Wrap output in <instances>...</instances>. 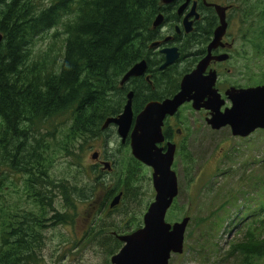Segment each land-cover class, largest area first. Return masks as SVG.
<instances>
[{"label": "trees", "instance_id": "1", "mask_svg": "<svg viewBox=\"0 0 264 264\" xmlns=\"http://www.w3.org/2000/svg\"><path fill=\"white\" fill-rule=\"evenodd\" d=\"M253 1L257 4L242 11V17L257 20L253 38L262 43L264 0ZM170 8L161 0H0V264H45L40 257L43 230L73 224L74 214L65 210L76 209V202H86V210L97 204L87 241L104 247L105 264L122 246L116 234L142 224L150 201L145 197L153 193L143 189L150 177L131 155L128 140L113 148L104 142L111 181L95 175L103 168L85 167L81 155L90 140L115 130L101 126L121 112L128 91H133L136 114L146 102L174 94L181 77L194 67L197 55H186L197 40L193 30L176 40L181 57L164 69L159 68L163 55L149 47L163 39V23L153 27L154 19L161 12L171 17ZM204 14L209 36L211 12ZM142 59L147 60L145 75L121 85L123 75ZM182 108L193 111L187 104ZM180 123L189 130L186 121ZM176 144L178 163L192 182L195 155L184 139ZM61 152L74 161L65 175L47 180L42 162ZM10 170L24 175L22 185L9 178ZM118 193L119 202L110 207ZM174 209L183 210L176 199L171 214ZM243 222V235L228 253L232 264H256L264 259V202L257 211L248 210ZM56 235L61 243L67 241L63 232Z\"/></svg>", "mask_w": 264, "mask_h": 264}, {"label": "rangeland", "instance_id": "2", "mask_svg": "<svg viewBox=\"0 0 264 264\" xmlns=\"http://www.w3.org/2000/svg\"><path fill=\"white\" fill-rule=\"evenodd\" d=\"M249 24L239 21L231 27V36L239 41L255 40L253 36L256 31L254 26ZM163 26L162 34L165 29ZM228 64L236 68L237 75L232 78L224 72L218 84H221L220 90L225 88L224 85L227 82L230 83L229 85H235L264 80V62L258 54L248 57L240 56ZM239 71L244 73L242 77ZM226 105H229L228 101ZM179 110H181L180 120L186 121L185 126H188L189 130H186L179 122L177 127H181L182 131L179 137H174L173 141L180 142L182 139L186 141L195 155L196 169L193 174L194 180L188 181L183 169L181 170L178 158H175L173 169L177 172L179 185V195L175 199L177 207H183V210L174 209L171 214L170 207L165 219L167 222H172L183 215H188L190 222L185 230L183 251L180 254H172L169 264H206V262L207 264H232L234 257L228 252L231 250L230 246L243 235L245 225L241 222L248 210L249 213H253L254 209L257 211L264 202V129H256L246 137H233L228 127L212 130L205 123L202 112L181 109V107ZM105 141L107 148L108 144L109 148H113L120 143L113 129L99 139L90 140L81 155L85 167L97 165L96 159H92L91 154L97 152L103 155ZM72 161H74L73 156L62 152L58 155H50L49 176L65 175ZM98 169L101 170L102 167ZM103 170H105L103 173L98 170L95 175L101 179L104 176L111 181L113 168ZM23 177L9 171V178H13L15 183L22 184ZM143 189L147 193L152 191L148 180L143 183ZM224 197L225 200H223ZM152 198L153 196L150 197V195L145 197L150 201ZM223 202L225 203L221 209ZM219 208L221 210L217 211ZM95 210L96 207L91 206L89 210H86L79 206L76 210L74 225L60 226V230L69 240L66 247H72L76 241H79L76 246L77 252L73 249L68 250L66 247L65 252H57V243L60 239L56 235L57 227L51 226L44 229L45 238L40 257L45 264H105L104 247L82 239V234L88 229ZM203 218H206L208 222H204ZM250 218L251 216L248 219ZM132 230L134 229L130 231ZM198 251L203 255L198 254ZM61 254L64 255L61 256ZM256 264H264V259L257 261Z\"/></svg>", "mask_w": 264, "mask_h": 264}, {"label": "water", "instance_id": "3", "mask_svg": "<svg viewBox=\"0 0 264 264\" xmlns=\"http://www.w3.org/2000/svg\"><path fill=\"white\" fill-rule=\"evenodd\" d=\"M161 1L166 5L176 0ZM188 2L189 0H185L179 5V14L187 7ZM213 5L219 25L207 45V53L195 67L181 77L178 90L169 97L146 102L135 116L132 111L133 91L130 90L126 94L121 112L107 117L101 126L104 130L113 125L121 143L129 139L132 156L152 169L151 181L154 191L153 200L142 216V225L117 236L122 246L110 256V264H169L172 254H180L183 251L185 230L190 217L184 216L174 222H167L165 219L179 191L177 175L172 168L176 144L168 141L164 146L158 145L164 141L162 126L167 116L174 115L183 104L190 102L193 110L204 109L208 112L205 122L213 130L228 127L231 135L246 137L256 129H264V84L248 87L229 86L222 95L216 87V70H207L212 60L223 61L228 58L227 53L211 55V49L222 45L221 39L227 26L226 8L219 4ZM192 15L198 17L194 5L182 19L186 33L192 30V21L188 20ZM163 20V14L159 13L153 22L154 27L162 25ZM170 38L166 37L162 41L166 42ZM1 41L0 33V43ZM152 47L159 48V52L164 56L160 69L176 63L180 58V52L174 45L162 46L160 41H154L150 44V48ZM146 70L147 60L142 59L123 75L120 84L123 85L131 77L144 76ZM145 78L148 80V76ZM227 101L229 105H226ZM91 157L96 159L97 152L92 153ZM103 167L109 169V162H104ZM120 196L121 193L115 195L109 206H115Z\"/></svg>", "mask_w": 264, "mask_h": 264}, {"label": "flooded vegetation", "instance_id": "4", "mask_svg": "<svg viewBox=\"0 0 264 264\" xmlns=\"http://www.w3.org/2000/svg\"><path fill=\"white\" fill-rule=\"evenodd\" d=\"M184 1L185 0H178L177 2H175L174 6H170L171 7L170 8L171 17L167 16L165 19V22H164L165 29H164L163 34H164V38L165 37H172L173 38V40L171 38L168 40V42H169L168 45L176 46L178 51L180 52V48L176 44V40H180L184 35L183 26H182V19L189 12L191 6L194 5L195 11L197 12L198 17L196 18L195 15H192V16L188 17V20L192 21V30L194 31L195 39H197V40H195L191 44H189V47L192 45V50L188 51L186 53V55L191 54V53H195L198 57L197 61L199 59H201L207 53V45L210 42V40H212L214 30L216 29V27L219 24V18H218V15L216 13V9H215L213 4H219V5L224 6L226 8L225 9V21L227 23V26H226L225 34L221 39L222 45H219L216 48L211 49V55L215 56V55H218L221 53H227L228 58L226 60H223V61L212 60L209 64V66L207 67V70H209V69L216 70V72H217L216 87L219 89V92L223 95L224 90L227 87L232 86V85H229L230 83L227 82V84L224 85L225 88L223 90H220L221 85H218V82H219L222 74L225 72L227 76H230L232 78H234V76L237 75L236 68H234L233 65L228 66L229 65L228 63L235 61L240 56L248 57L252 54H258L259 57L261 58V60L264 62V42L259 43V41H255V40H251V39L239 41V40L234 39L231 36L232 35L231 27L236 25L239 21H244V23H248V24L250 23L249 25L256 26L257 20L255 18H250V19L248 18V20H246L245 19L246 16L242 17V11L250 10L251 6H254L257 3H255L253 0H244V1L243 0H189L187 7L183 10V12L181 14H178L177 8ZM208 4H211V5H208ZM205 11L211 12V34L209 36H207V32H205V31H209V30L204 28L205 22H206V15L204 14ZM177 35H179V36H177ZM154 41L155 40H153L152 42H154ZM239 72H240V76L242 77L244 73H242L241 71H239ZM232 82H234V80H232ZM262 83H264V82L261 81V83H258V82L256 83V81H253L250 84H235L233 86L248 87V86H255L258 84H262ZM186 104L191 106L190 102H187ZM140 110H139V112H140ZM132 111H133V109H132ZM198 112H202L204 114V118L208 115V112L204 109H200ZM179 113L180 112H176L174 115L167 116L165 118V120L163 122V126H162V132H165V134L167 135V138L164 136V141H162L160 144H158L159 146H164V144L168 141L174 142L173 141L174 137H177L181 133L182 128L177 127V125L180 122V114ZM136 114L133 111V116H135ZM126 140H128V146H129V139L127 138ZM126 140L124 143H126ZM124 143H121V144H124ZM174 143L176 144L177 142H174ZM176 148H177V146H176ZM96 161H97V163H96L97 168H101V167L103 168L104 162H109V164L111 163V160L108 159L107 154L104 157L100 153H97ZM50 164H51V162L50 163L49 162H42L46 178H47V180H50V179L57 180L55 176L51 177L48 174V168H49ZM145 167H146V170H145L146 173L145 174H146V176L150 177V179L147 178L146 180H148V182H150L151 186H152V181H151L152 169L146 165H145ZM22 176H24V175H22ZM23 180H24V177H23ZM22 184H23V181H22ZM152 191H153V188H152ZM153 193H154V191H153ZM83 203H84V205H82V202H76V205L78 207L79 206L86 207L87 203L86 202H83ZM66 204L68 206H70L69 203H66ZM96 205L97 204H94V205H92V207H95ZM58 207L61 208L62 205L58 204ZM76 210H77V208L74 210L72 208L65 210L70 215H72V213L74 214V221L76 220ZM73 225H74V222H73V224L55 225L54 227H57V230L61 231L60 226H73ZM44 233H45V231H44ZM122 234H124V233H122ZM116 235L118 236L120 234H116ZM57 236H59V235H57ZM65 237H66L65 239H67V241L62 242V243H61V237H60V239L57 243V248H56L57 252H65L64 248L67 246V243L69 242L66 235H65ZM82 239L85 241L87 240V230H85L83 232ZM77 244H79V241H76L73 244L74 245L73 248L66 247V249H68V250L73 249V250H75V252H77V250H78L76 247ZM96 246H99V245H96Z\"/></svg>", "mask_w": 264, "mask_h": 264}, {"label": "bare ground", "instance_id": "5", "mask_svg": "<svg viewBox=\"0 0 264 264\" xmlns=\"http://www.w3.org/2000/svg\"><path fill=\"white\" fill-rule=\"evenodd\" d=\"M155 20V19H154ZM154 22V21H153ZM152 25H153V23H152ZM153 27H154V25H153Z\"/></svg>", "mask_w": 264, "mask_h": 264}]
</instances>
